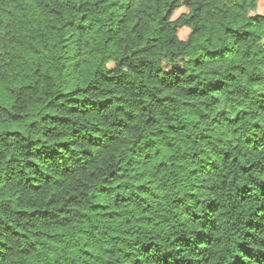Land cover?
I'll return each instance as SVG.
<instances>
[{
  "label": "trees",
  "instance_id": "1",
  "mask_svg": "<svg viewBox=\"0 0 264 264\" xmlns=\"http://www.w3.org/2000/svg\"><path fill=\"white\" fill-rule=\"evenodd\" d=\"M257 4L0 0V264H264Z\"/></svg>",
  "mask_w": 264,
  "mask_h": 264
},
{
  "label": "rangeland",
  "instance_id": "2",
  "mask_svg": "<svg viewBox=\"0 0 264 264\" xmlns=\"http://www.w3.org/2000/svg\"><path fill=\"white\" fill-rule=\"evenodd\" d=\"M182 11H185V8L184 7H180L178 8L174 14H173V17H176L180 12ZM256 12L258 13H262L264 14V0H258V4H257V7H256ZM189 29L187 27H181L179 30H178V35L180 38H185L187 33H188Z\"/></svg>",
  "mask_w": 264,
  "mask_h": 264
}]
</instances>
